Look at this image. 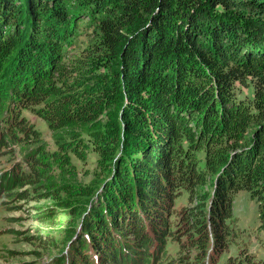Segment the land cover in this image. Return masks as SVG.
<instances>
[{
	"label": "trees",
	"instance_id": "obj_1",
	"mask_svg": "<svg viewBox=\"0 0 264 264\" xmlns=\"http://www.w3.org/2000/svg\"><path fill=\"white\" fill-rule=\"evenodd\" d=\"M71 3L0 0V146L38 137L16 108L34 110L53 131L73 132V152L81 158L84 145L75 132L89 136L105 174L100 187L80 189L94 200L86 217L91 240L76 248L77 260L92 264L95 255L83 251L89 242L94 250L106 245L98 264L137 263L132 243L155 250L180 188L197 200L183 219L200 253L210 241L213 255L226 247L225 221L238 191L255 201L264 229V47L241 31L248 20L241 10L262 16L264 0ZM74 11L92 17L98 36L78 53L65 49L77 43ZM91 56L111 67L96 92L80 78ZM196 156H203L202 165ZM28 163L37 174V159ZM32 172L17 174L20 183H31ZM206 186L211 197L202 192Z\"/></svg>",
	"mask_w": 264,
	"mask_h": 264
},
{
	"label": "rangeland",
	"instance_id": "obj_2",
	"mask_svg": "<svg viewBox=\"0 0 264 264\" xmlns=\"http://www.w3.org/2000/svg\"><path fill=\"white\" fill-rule=\"evenodd\" d=\"M71 5L70 0L69 8ZM241 12L248 18L243 21L242 33L252 38L255 46L263 48L264 33L261 27L264 15L249 9ZM75 13L70 14L69 18L73 19L72 41L77 43L65 49L78 53L80 48L98 36L92 33V17L86 12ZM210 13L217 18V15H221L215 11ZM93 56L88 57L87 67L80 78L96 92L103 81L110 78L111 67ZM15 110L25 124L37 131L38 137L22 143L7 139L5 146H0V264H82L75 257V250L77 247L83 248V243L90 239L86 232V217L91 212L94 198H85L80 189L84 186L100 187L98 182L102 180L99 176L105 174L100 167V158L89 136L82 130L75 132L84 145L80 148L81 158L73 152V145L77 142L73 139V132L51 130L47 120L29 108ZM101 117L102 120L107 119L106 113ZM16 134L21 136L20 132ZM59 154L66 155L69 164L62 162ZM33 158L37 159L33 165L37 174L32 172L28 163ZM202 159L203 156H196L198 165H202ZM22 171H31L34 180L21 184L17 174ZM204 191L209 192L211 197V187L206 186ZM196 201L192 200L189 189L176 190L164 224V236L153 251L151 244L142 248L132 243L134 240L129 234L123 237L139 248L135 250L138 264H247L245 256L264 260V229L260 226L257 205L246 192L238 191L233 195L231 215L225 221L227 245L216 255H213L216 249L210 241L212 228H207L210 242L202 253L190 241L183 212L185 208L194 206ZM209 202L207 200L206 204ZM209 213L205 210L207 223ZM88 244L83 251L89 254L88 258L94 254L90 262L98 264L99 254L106 245H96L94 250ZM128 260L124 259L120 264H128Z\"/></svg>",
	"mask_w": 264,
	"mask_h": 264
}]
</instances>
